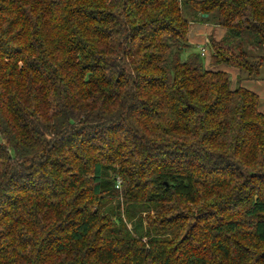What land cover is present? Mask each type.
Listing matches in <instances>:
<instances>
[{
    "label": "trees",
    "instance_id": "16d2710c",
    "mask_svg": "<svg viewBox=\"0 0 264 264\" xmlns=\"http://www.w3.org/2000/svg\"><path fill=\"white\" fill-rule=\"evenodd\" d=\"M263 66L264 0H0V264H264Z\"/></svg>",
    "mask_w": 264,
    "mask_h": 264
},
{
    "label": "rangeland",
    "instance_id": "374dc122",
    "mask_svg": "<svg viewBox=\"0 0 264 264\" xmlns=\"http://www.w3.org/2000/svg\"><path fill=\"white\" fill-rule=\"evenodd\" d=\"M205 24L206 23L201 22L197 19L195 21H192L189 25L187 39L191 43V45L193 46V50L195 51H200L201 47H205V49L208 51L205 43V38L209 33H212L213 36L215 37V26L212 24V21L207 23V25ZM208 52H206V55L203 57V62L207 64L209 61ZM228 72L230 73L231 76V84L235 85V83L238 81V71L235 72L234 74H231L230 71ZM241 85L244 87L251 86V88H255V90H258L260 103H261L260 107L264 111V66L261 69V74L258 79H243L241 80Z\"/></svg>",
    "mask_w": 264,
    "mask_h": 264
},
{
    "label": "crops",
    "instance_id": "0c3cea01",
    "mask_svg": "<svg viewBox=\"0 0 264 264\" xmlns=\"http://www.w3.org/2000/svg\"><path fill=\"white\" fill-rule=\"evenodd\" d=\"M205 25H207V23H206ZM206 27H207V26H206ZM223 33H224V28H222V27H220V26H215V39H219V38L223 35ZM207 35H208V34H207ZM206 39H207V36H206V38H205V41H206ZM208 66H209V65L207 64V67H208ZM220 68L223 69V70H226V71H230L231 74H234L235 72H237V69H235V68H233V67L221 66ZM233 85H234V84H232V86H233ZM247 87H248V89L254 91L255 93H257V94L259 95L258 90H255V88H251V86H250V87L247 86ZM247 87H246V88H247Z\"/></svg>",
    "mask_w": 264,
    "mask_h": 264
},
{
    "label": "built area",
    "instance_id": "2783aa9c",
    "mask_svg": "<svg viewBox=\"0 0 264 264\" xmlns=\"http://www.w3.org/2000/svg\"><path fill=\"white\" fill-rule=\"evenodd\" d=\"M200 51H201V54L204 55L206 52V49L204 47H201Z\"/></svg>",
    "mask_w": 264,
    "mask_h": 264
}]
</instances>
